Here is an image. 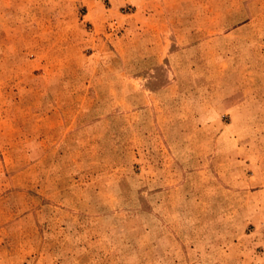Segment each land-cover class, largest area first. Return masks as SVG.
Returning <instances> with one entry per match:
<instances>
[{
	"label": "rangeland",
	"instance_id": "obj_1",
	"mask_svg": "<svg viewBox=\"0 0 264 264\" xmlns=\"http://www.w3.org/2000/svg\"><path fill=\"white\" fill-rule=\"evenodd\" d=\"M0 264H264V0H0Z\"/></svg>",
	"mask_w": 264,
	"mask_h": 264
}]
</instances>
